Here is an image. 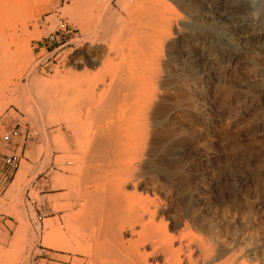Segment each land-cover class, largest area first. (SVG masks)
Listing matches in <instances>:
<instances>
[{
  "label": "rangeland",
  "instance_id": "obj_1",
  "mask_svg": "<svg viewBox=\"0 0 264 264\" xmlns=\"http://www.w3.org/2000/svg\"><path fill=\"white\" fill-rule=\"evenodd\" d=\"M260 4L0 0V154L21 155L16 177L0 199V264H129L126 249L97 253L96 218L84 221L85 235L75 232L84 224L81 212L96 206L90 196L99 191L110 196L124 169L82 164L76 156L101 134L115 135L113 142L117 137L115 144L123 150L137 148L142 105L151 95L158 97L159 107L149 126L150 144L179 153L167 159L188 186L181 201L202 208L216 226L211 244L231 248L216 262L200 264H264ZM61 22L68 25L65 34ZM34 79L31 94L23 97L20 85ZM87 93L94 103L83 110L77 101ZM106 99L113 104L96 110ZM53 121L60 125L51 126ZM15 125L30 131V140L5 144L3 134ZM60 181L63 187L56 186ZM47 220L83 253L43 247Z\"/></svg>",
  "mask_w": 264,
  "mask_h": 264
},
{
  "label": "bare ground",
  "instance_id": "obj_2",
  "mask_svg": "<svg viewBox=\"0 0 264 264\" xmlns=\"http://www.w3.org/2000/svg\"><path fill=\"white\" fill-rule=\"evenodd\" d=\"M35 84L36 79L29 84L20 85L19 91L22 96L27 97L28 94H31L32 87ZM83 98V101L82 99L77 101L83 104L77 103V106L85 110L87 105L94 103V99L90 93H87V96ZM13 100L15 102V98L11 101L13 102ZM72 103L74 108L76 103ZM111 104H113V100L106 99L97 106L96 110L103 111L106 106L109 107ZM142 107L143 131L140 134V144L137 148L123 150L115 144L117 137L113 142L114 139L111 138L113 135L107 137L106 134L94 137L88 141L87 145L80 148V156H76V159L82 164L94 163L93 165L97 164L98 166H95L101 168L108 163L112 167L117 166L120 168L122 166L124 169L117 175L119 178L114 185L115 187L109 188L110 192L112 191L111 188L114 189L110 196L108 189V197L99 194L100 191L95 193L94 196L91 194V201H94L93 203H96V206L88 213L81 212L82 223L86 222L89 216L92 219L96 218L98 223L96 227L100 226L93 233L95 237L93 239L98 240L97 253L105 255L118 248L126 249L129 264H200L201 262H216L230 253L231 248L223 243L220 244V247L211 244L217 239L216 226L213 225V222L211 223L205 219L202 208L198 210V208L184 205L181 201L182 196L188 190V186L184 182L185 179L182 177L181 171L172 164V159H167L169 156L179 153L172 148L159 146L153 142V144H150L149 126L153 123L159 107L158 97L151 95L143 102ZM55 125H60V122L53 121L51 123V126ZM68 126L73 128L75 132H72L75 135H78L77 128L75 129L76 126L70 123H68ZM24 176L23 171L17 176V182L14 183L15 188ZM117 176L115 175V177ZM56 186L63 187L64 181L57 182ZM15 188L13 187V189ZM81 218L79 217L78 222ZM65 221L68 222V219ZM90 221L92 220L90 219ZM84 224H82L81 230L75 232L85 235L88 231L85 230L86 224ZM45 229L47 230H45L43 247L62 251L66 254L83 253L67 240L61 228L52 229L51 221L47 220L45 222ZM91 230L93 232V228ZM194 230L206 234L208 238L195 233ZM32 241H37L34 231H32ZM1 254L0 263L2 262ZM93 254L84 253L88 257L94 256Z\"/></svg>",
  "mask_w": 264,
  "mask_h": 264
},
{
  "label": "built area",
  "instance_id": "obj_3",
  "mask_svg": "<svg viewBox=\"0 0 264 264\" xmlns=\"http://www.w3.org/2000/svg\"><path fill=\"white\" fill-rule=\"evenodd\" d=\"M245 1L250 4H260L264 2V0H239ZM59 29L62 34H65V31L68 29V25L66 22H61ZM23 137L25 141L30 140L31 132L26 128L23 131L22 126L15 125L8 132L4 133L2 136V141L5 144H11L16 139ZM21 164V155L12 152V153H2L0 154V199L5 195L9 185L14 181L16 174L19 170ZM2 215V213H0ZM2 219H0V227H1Z\"/></svg>",
  "mask_w": 264,
  "mask_h": 264
}]
</instances>
